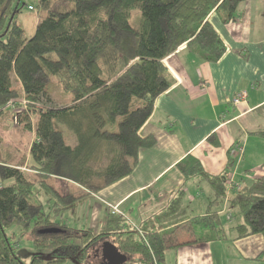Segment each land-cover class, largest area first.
Instances as JSON below:
<instances>
[{
	"label": "trees",
	"instance_id": "1",
	"mask_svg": "<svg viewBox=\"0 0 264 264\" xmlns=\"http://www.w3.org/2000/svg\"><path fill=\"white\" fill-rule=\"evenodd\" d=\"M19 1L0 0V116L22 99L12 115L17 127L33 130L34 139L18 161L0 154V264H90L92 246L97 263L106 264L103 243L126 256L121 264H165L168 249L226 239L213 209L224 198L234 239L264 233V175L227 196L234 149L219 173L206 171L191 154L176 164L185 179L199 176L211 188L202 214L186 213L182 184L166 206L138 225L110 211L97 230L62 220L91 193L129 175L139 149L154 143L140 130L155 98L172 84L163 59L185 44L203 60L217 61L226 47L209 16L214 12L229 22L242 0H38L41 18L28 38L16 20ZM11 72L21 92L12 87ZM51 75L70 93L68 102L47 93ZM65 132L75 136L74 144ZM40 190L51 202L48 209L32 202ZM11 226L37 249L28 262L18 255L14 234L6 233ZM180 228L192 239L179 241ZM255 258L264 259V248Z\"/></svg>",
	"mask_w": 264,
	"mask_h": 264
},
{
	"label": "crops",
	"instance_id": "2",
	"mask_svg": "<svg viewBox=\"0 0 264 264\" xmlns=\"http://www.w3.org/2000/svg\"><path fill=\"white\" fill-rule=\"evenodd\" d=\"M209 20L226 47L224 53L217 61H206L182 44L163 59L172 84L155 98L140 130L155 141L139 149L129 175L82 202L86 226L97 230L113 206L138 225L166 206L182 184L186 213H204L213 192L201 177L185 179L179 171L176 164L187 154L198 158L206 171L219 173L228 151L241 148L236 156L230 152L227 196L264 175V0H242L229 22L214 12ZM240 91L246 97L234 103ZM227 200L213 208L226 214L227 220L221 218L224 227L232 220ZM177 235L179 241L192 239L185 228ZM233 237L228 233L226 239L168 249L165 264H264L255 258L264 248V233Z\"/></svg>",
	"mask_w": 264,
	"mask_h": 264
},
{
	"label": "rangeland",
	"instance_id": "3",
	"mask_svg": "<svg viewBox=\"0 0 264 264\" xmlns=\"http://www.w3.org/2000/svg\"><path fill=\"white\" fill-rule=\"evenodd\" d=\"M38 0H20L19 1V11L15 13L16 20L22 27L25 36L28 38L30 37L33 32L36 23L41 18L40 11L36 7V3ZM35 5V8L32 10H29L27 6ZM10 79L12 83V87L14 89L19 90L21 92V84L20 81L15 77V75L11 72ZM47 93L50 95V97L53 100H56L61 103H66L70 100V93L64 91L62 89L61 83L59 79L56 76L51 75L49 77V80L45 87ZM13 104L10 105L11 112L9 110L4 111L0 116V154L3 156H7L11 158V155L13 156V159L18 161L22 157H26L27 150L29 147V144L34 139V132L31 129H26L23 127H17L15 124V117L12 115V112L18 111L23 103L22 99L13 100ZM21 103V105H18ZM36 122V119H33V125ZM65 139L67 143L74 144L75 143V136L72 133L65 132ZM103 161H101L102 163ZM56 184H58L61 187V184L56 181ZM48 196L44 191H38L37 197L32 200V202H42L45 209H48L50 205V201L47 200ZM222 199L219 200L218 205L215 208H218L221 203ZM83 202V201H82ZM77 203L76 206L73 209H68L64 212L62 220L67 222V225L69 227L74 228H82L86 226L85 222V214L87 211L86 203ZM215 206V205H214ZM213 206V208H214ZM107 215V214H106ZM221 218L223 220H227L226 214L224 212L220 213ZM231 225V222H229V225L226 227V235L234 234V232L229 230V226ZM6 233L8 235L14 234L13 241L17 242V253L18 255L25 261H29L30 257L37 252V249H35L29 239H27L26 235L22 234V232L19 230L17 226H11L10 228L6 229ZM105 243L102 244V246ZM96 254V247L92 246L90 249V264H98L97 263V256ZM47 257V256H45ZM60 264H84V263H75L70 260L65 261Z\"/></svg>",
	"mask_w": 264,
	"mask_h": 264
},
{
	"label": "water",
	"instance_id": "4",
	"mask_svg": "<svg viewBox=\"0 0 264 264\" xmlns=\"http://www.w3.org/2000/svg\"><path fill=\"white\" fill-rule=\"evenodd\" d=\"M55 228H46L44 231H55ZM102 255L106 264H121L126 260V256L115 249L110 243H105L102 247Z\"/></svg>",
	"mask_w": 264,
	"mask_h": 264
},
{
	"label": "built area",
	"instance_id": "5",
	"mask_svg": "<svg viewBox=\"0 0 264 264\" xmlns=\"http://www.w3.org/2000/svg\"><path fill=\"white\" fill-rule=\"evenodd\" d=\"M28 8L30 9V8H32V6L29 5ZM245 97H246V93H245V91L237 92V93L235 94V97L233 98V102H234V103H238L239 101L244 100ZM240 152H241V148H240V147H237L236 149H234V150L232 151V153H240ZM112 212H119V210L116 208V206H113V208H112Z\"/></svg>",
	"mask_w": 264,
	"mask_h": 264
}]
</instances>
